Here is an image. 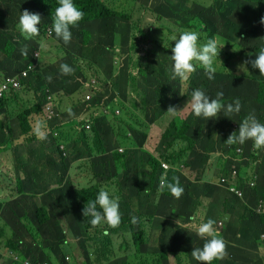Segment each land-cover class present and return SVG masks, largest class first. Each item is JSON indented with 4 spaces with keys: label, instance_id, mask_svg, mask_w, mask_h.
Instances as JSON below:
<instances>
[{
    "label": "rangeland",
    "instance_id": "374dc122",
    "mask_svg": "<svg viewBox=\"0 0 264 264\" xmlns=\"http://www.w3.org/2000/svg\"><path fill=\"white\" fill-rule=\"evenodd\" d=\"M100 2L99 12L113 17L72 27L67 45L52 32L38 51L24 44L20 13H39L37 26H51V18L31 0H0V76L23 66L17 59L25 46L26 60L34 52L39 56L30 89L0 99V264H8L3 246L10 242L42 264H200L191 250L204 241L192 225L209 218L222 236L233 226L237 238L245 235L258 247L264 216L255 206L264 200V173L258 182L251 159L263 156L264 166V149H255L251 140L225 141L248 113L264 123V107L256 102L264 76L250 64L248 71L239 67L264 45V0ZM176 29L198 32L200 43L214 38L223 46L220 60H214L215 77L234 78L235 89L229 94L221 89L225 103L239 98L238 114L215 120L191 114L185 105L191 79L203 69L193 61L188 80L171 79L170 38ZM61 63L73 73L60 74ZM46 89L54 104L59 101L53 109L63 122L47 124L40 140L32 130L40 112L30 98L39 100ZM206 94L215 97L214 91ZM169 107L179 111L170 113ZM232 170L234 179L219 188ZM172 171L184 189L178 199L161 188L162 179L172 181ZM251 184L256 194L246 204ZM230 186H242L243 196L230 193ZM101 187L120 198L121 223L115 228L93 227L82 215L87 202L81 193L89 201ZM227 254L212 264H247L246 256L226 245Z\"/></svg>",
    "mask_w": 264,
    "mask_h": 264
},
{
    "label": "clouds",
    "instance_id": "9594fccd",
    "mask_svg": "<svg viewBox=\"0 0 264 264\" xmlns=\"http://www.w3.org/2000/svg\"><path fill=\"white\" fill-rule=\"evenodd\" d=\"M83 16L84 12L76 5V3H74V0H58V5L52 12L51 26H47L44 29V32H42L43 26H37L41 23L40 14L28 10H24L20 13L18 29L21 35L24 36V44L26 45L30 42L35 45L38 51H40L42 38H49V36H46L47 29H50V32H53L59 40L67 45L72 39L71 28L77 26L83 19ZM261 23H264V17H262ZM175 33L176 34L172 35L170 38V41L175 42L174 45L171 46V79L175 80L179 78L182 80H188L190 73L195 70L192 62L198 61L203 69L204 76L210 81L213 80L216 73L214 60L219 59V50L223 46L218 47L217 41L214 38H208L206 42L200 43L199 33L196 31L176 29ZM38 42L40 43V46L37 45ZM21 51L22 59L17 61H23V66L15 73L1 74V77L5 75H15L26 64H34V72L29 76L26 83H22V88L19 90L26 92L25 87L30 89L29 84L33 81V78H36V65L34 60L39 59V56L35 57L33 55L31 57L32 60H26V57L23 54H27V46L22 48ZM34 53L36 54V52ZM31 54H33V52ZM247 64H250L252 69H258V73L261 76H264V46L260 47L254 59L242 62L239 67L248 71L245 67ZM59 71L62 75H70L74 70L69 64L61 63L59 65ZM47 79L51 81V75H49ZM17 92L18 91L11 92L8 95H5L4 98L13 94L17 96ZM47 96H50L51 98L49 101L46 99ZM187 96L189 99L185 105L189 106L191 114L194 117H201L204 120L209 118L215 120L219 118V115L228 117L233 114H238L241 109L239 98H235L231 102L225 103L223 100L224 93L222 91H217L213 98L206 94L204 89L194 88ZM39 98L41 105L40 116L34 122L32 130L38 139L44 140L46 125L62 123L63 119L60 118V115H57L56 112H54V109V113H45L44 110L47 105L52 106L53 108L54 105L60 104L55 97L56 104H54L52 94H48V89L44 92L42 90ZM30 99H34L33 104L39 101L35 96ZM7 106L10 107L11 105ZM167 111L175 114L179 110H176L174 107H169ZM69 112H71V109H69ZM85 128L89 129V126L85 125ZM247 140L252 141V145L255 149H264V123H261L254 113H248L244 116L239 123L238 131L230 134L225 142L227 144H244ZM234 174V170H232L231 173L229 172V178L225 179L226 183L221 184L219 187L225 188L227 183L234 179ZM216 184L217 183H215V185ZM164 187H166L170 194L177 199L184 191L180 184L179 177L175 176L172 178V181L162 179L161 188L163 189ZM253 188L254 186L251 184L245 190V200H247V197L250 195ZM239 189L243 191V188ZM81 212L83 217H90L89 223L93 227L106 223L110 227L115 228L121 223L120 198L106 187H101L97 191L95 198L89 200L87 204H84ZM137 221L138 217H131V223H137ZM192 227H194L197 237L204 241L201 247L192 248L191 257L193 260L200 262V264H212L214 260H222L226 256L225 241L220 232L214 226V221L211 218L206 221L195 222Z\"/></svg>",
    "mask_w": 264,
    "mask_h": 264
},
{
    "label": "trees",
    "instance_id": "16d2710c",
    "mask_svg": "<svg viewBox=\"0 0 264 264\" xmlns=\"http://www.w3.org/2000/svg\"><path fill=\"white\" fill-rule=\"evenodd\" d=\"M34 3H37L40 7V9L46 13L51 19L52 21V12L55 9V7L58 5V0H31ZM74 3H76V5L82 9V11L84 12V16L83 19L78 23H91L90 21L93 20H97L98 18H107V17H113L114 15L111 14L109 11H105L104 13H100L99 10L103 9V6L100 2V0H74ZM104 16H100L101 14H105ZM47 26H43V30L42 32H44V29ZM250 43V42H249ZM264 46V45H263ZM22 56L20 55L19 59L17 60H21ZM203 71H198L197 73H195V76L191 79V83H190V87H189V91L188 94L190 93V91L194 88H198L199 83L203 82L205 80V76L202 75ZM207 85L204 89L205 91H214L215 94L217 91H222L224 93V91L221 89L223 87H227L226 89V94H229L233 89H235V81L234 78L232 77H225V76H216L214 77L213 80H208V82H206ZM257 94H256V102L264 107V83H258L257 87ZM224 94V95H226ZM223 100H225L223 98ZM33 108H35L36 112H40L41 111V105H40V98L39 101H37L35 104H33ZM29 116V113L27 114V117ZM184 137V136H182ZM103 148V144L100 145L99 147H96L94 149H92V154H99L98 150H101ZM178 175L177 172L172 171V176L174 175ZM179 177V176H178ZM242 188V186H241ZM84 200H86V202H88V199H85V197L89 196V194L86 193H81L80 195ZM1 212V211H0ZM258 244V243H257ZM261 242L258 245V248L261 246ZM4 250L8 252V264H20V263H15L12 262V257L15 256V253H20L21 249L18 248L16 245H14V243L10 242V246H3ZM228 254L226 255L227 258ZM21 258L22 259H28L30 261L31 264H42L39 262H35L33 260H31L29 257L25 256L24 254H21ZM250 261L249 263L247 262V264H256V260L259 259L258 256L249 255Z\"/></svg>",
    "mask_w": 264,
    "mask_h": 264
},
{
    "label": "crops",
    "instance_id": "0c3cea01",
    "mask_svg": "<svg viewBox=\"0 0 264 264\" xmlns=\"http://www.w3.org/2000/svg\"><path fill=\"white\" fill-rule=\"evenodd\" d=\"M11 109V106L8 107ZM263 157V156H262ZM262 157L261 158H252L251 162L253 165H255L257 168L255 169V179L259 182V176L262 175V172L264 173V166H262ZM261 164V167H260ZM258 187V186H257ZM220 188V187H219ZM256 189L253 188L251 190L250 195L247 197L246 204L249 203V201L254 197L256 194ZM225 192V191H224ZM230 198L233 199V196H231L229 193L225 192ZM246 194V193H245ZM256 211H260L257 215L259 216H264V200L262 198L257 199L256 201V206H255ZM146 215L151 214V207H148L145 212ZM172 232H177L178 231V225H176L174 228L171 229ZM226 245L227 249L233 252V249L237 250V252H240V255L246 256V260L249 263L250 258L249 255H254L258 256L259 259L256 260V264H264V235L261 237V246L256 252V247L255 244H253L251 239L245 235H240L238 238L236 237L235 233V228L231 226V229H227L226 233L222 236Z\"/></svg>",
    "mask_w": 264,
    "mask_h": 264
},
{
    "label": "built area",
    "instance_id": "2783aa9c",
    "mask_svg": "<svg viewBox=\"0 0 264 264\" xmlns=\"http://www.w3.org/2000/svg\"><path fill=\"white\" fill-rule=\"evenodd\" d=\"M52 32H50V29L46 30V36H50ZM36 57L37 54H34ZM34 64L28 63L26 64L17 74L15 75H5L3 77L0 76V99L5 95H8L11 92L19 91L22 88V83H26L29 76L34 72ZM89 95L86 94L85 99H89ZM47 101H49L51 98L50 96H47ZM49 104V102H48ZM45 113H54L52 106L47 105L45 107ZM225 179L222 180V184H225ZM228 191L234 195H237L238 197L243 196V191H241L238 187L230 186L228 188ZM68 262V259H66ZM12 262L20 263V264H31L28 259H22L20 253H15V256L12 257Z\"/></svg>",
    "mask_w": 264,
    "mask_h": 264
}]
</instances>
